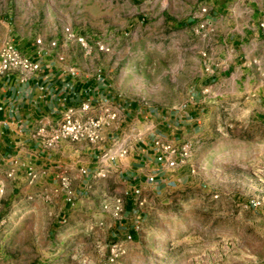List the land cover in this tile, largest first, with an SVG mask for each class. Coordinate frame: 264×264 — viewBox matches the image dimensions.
I'll use <instances>...</instances> for the list:
<instances>
[{
  "label": "rangeland",
  "instance_id": "374dc122",
  "mask_svg": "<svg viewBox=\"0 0 264 264\" xmlns=\"http://www.w3.org/2000/svg\"><path fill=\"white\" fill-rule=\"evenodd\" d=\"M174 1L164 14H207ZM234 8L233 36H244L251 22L264 28V0H236ZM163 13L159 0H0V54L13 43L23 54L29 48L59 55L69 69L102 74L118 97L144 110L182 112L205 80L212 92L203 94L207 132L223 144L213 150L239 155L229 159L223 189L211 201L201 190L189 203L173 194L146 220L128 219L135 236L114 231L124 222L119 198L103 199L109 219L73 213L63 228L68 238L47 232V220L25 235L4 232L18 222L1 219L0 264H264V35L230 48L205 26L169 27ZM105 154L101 179L111 157L101 159Z\"/></svg>",
  "mask_w": 264,
  "mask_h": 264
},
{
  "label": "crops",
  "instance_id": "0c3cea01",
  "mask_svg": "<svg viewBox=\"0 0 264 264\" xmlns=\"http://www.w3.org/2000/svg\"><path fill=\"white\" fill-rule=\"evenodd\" d=\"M176 1L184 7L191 4L190 9L195 4L205 7L207 14L190 11L181 17L177 9L164 14L175 1L159 0L169 27L196 28L203 24L208 34L223 35L230 48L245 38L253 41L264 35V28L251 22L244 36H233L231 15L236 0ZM137 20L142 21V17ZM23 51L38 64L35 74L21 80L18 71L0 72V220L18 222L4 232L16 230L25 235L24 231L37 228L34 222L47 220V232L54 236L62 232L68 238V229L63 228L73 213L109 219L101 210L107 197L110 202L113 198L122 202L124 222L114 231L135 236V227L128 219L146 220L158 205L169 204L173 194L189 203L195 200L191 194L196 190L205 191L206 201L214 198L211 194L221 192L229 159L239 155L213 150L223 144L211 140L207 132L209 104L203 94L212 92L205 80L192 88L182 112L144 110L135 100L118 97V90L102 74L69 69L68 59L60 61L59 55L31 52L29 48ZM210 73L214 79V70ZM85 103L90 108L81 113ZM242 104L246 108L250 105L248 100ZM69 108L77 110L78 119H103L100 140L95 144L60 140L46 147L45 136L59 125ZM41 129L45 135H38ZM157 141L191 144L189 163L169 168ZM121 150L126 154L117 156ZM105 152L115 158L102 166L106 178L101 179L97 171ZM261 217L264 220V213Z\"/></svg>",
  "mask_w": 264,
  "mask_h": 264
},
{
  "label": "built area",
  "instance_id": "2783aa9c",
  "mask_svg": "<svg viewBox=\"0 0 264 264\" xmlns=\"http://www.w3.org/2000/svg\"><path fill=\"white\" fill-rule=\"evenodd\" d=\"M206 12V8L202 10V13ZM204 25L201 24L200 28ZM68 35V31H67ZM71 37V35H68ZM83 45V40L79 38L77 40ZM39 69L37 63L33 62L29 57L22 54L13 43L8 44L0 54V72H6L9 70L18 71L21 80H26L29 76L35 74ZM90 108L89 104H83L80 107V112L84 113ZM77 110L69 108L63 115V118L59 125L53 129L47 136H45V146L53 147L60 140H68L70 142L88 141L90 143H97L100 140V129L103 125V119L100 117H86L78 119L75 117ZM45 135L44 129L38 132V135ZM162 152V159L169 168L183 167L187 165L191 159L193 148L189 143H182L180 145H173L171 143L156 142ZM125 150L119 151L117 156H124ZM108 155L105 154L101 159H104ZM115 157L111 156L110 160ZM0 193L2 190L0 189ZM122 205L121 200L117 201ZM119 210V209H118ZM122 213V207L120 208Z\"/></svg>",
  "mask_w": 264,
  "mask_h": 264
}]
</instances>
